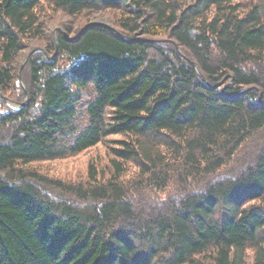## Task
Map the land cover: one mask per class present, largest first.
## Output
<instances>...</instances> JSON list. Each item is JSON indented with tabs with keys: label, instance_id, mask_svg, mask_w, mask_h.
Listing matches in <instances>:
<instances>
[{
	"label": "trees",
	"instance_id": "16d2710c",
	"mask_svg": "<svg viewBox=\"0 0 264 264\" xmlns=\"http://www.w3.org/2000/svg\"><path fill=\"white\" fill-rule=\"evenodd\" d=\"M0 264H264V0H0Z\"/></svg>",
	"mask_w": 264,
	"mask_h": 264
},
{
	"label": "rangeland",
	"instance_id": "374dc122",
	"mask_svg": "<svg viewBox=\"0 0 264 264\" xmlns=\"http://www.w3.org/2000/svg\"><path fill=\"white\" fill-rule=\"evenodd\" d=\"M94 21L110 23V16L107 13H98L95 15ZM58 23L59 21L55 20L52 26H57ZM10 103L14 106L17 105L13 102ZM91 155L92 152H88L74 158L42 162L40 168L52 175L74 177L75 174H82Z\"/></svg>",
	"mask_w": 264,
	"mask_h": 264
},
{
	"label": "water",
	"instance_id": "95a60500",
	"mask_svg": "<svg viewBox=\"0 0 264 264\" xmlns=\"http://www.w3.org/2000/svg\"><path fill=\"white\" fill-rule=\"evenodd\" d=\"M95 23H97L98 21H94ZM100 23H103V22H100ZM106 25H109V23H105ZM28 60V57L26 58V61ZM25 61V62H26Z\"/></svg>",
	"mask_w": 264,
	"mask_h": 264
},
{
	"label": "bare ground",
	"instance_id": "6f19581e",
	"mask_svg": "<svg viewBox=\"0 0 264 264\" xmlns=\"http://www.w3.org/2000/svg\"><path fill=\"white\" fill-rule=\"evenodd\" d=\"M33 90V89H32ZM31 93V92H30ZM36 183V182H35ZM76 199V198H75Z\"/></svg>",
	"mask_w": 264,
	"mask_h": 264
}]
</instances>
